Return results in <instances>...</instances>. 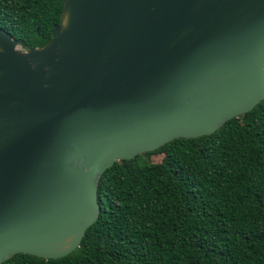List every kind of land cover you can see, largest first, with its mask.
Segmentation results:
<instances>
[{"label": "water", "instance_id": "95a60500", "mask_svg": "<svg viewBox=\"0 0 264 264\" xmlns=\"http://www.w3.org/2000/svg\"><path fill=\"white\" fill-rule=\"evenodd\" d=\"M263 99L264 0H64L30 49L0 28V264L71 254L114 163Z\"/></svg>", "mask_w": 264, "mask_h": 264}, {"label": "trees", "instance_id": "16d2710c", "mask_svg": "<svg viewBox=\"0 0 264 264\" xmlns=\"http://www.w3.org/2000/svg\"><path fill=\"white\" fill-rule=\"evenodd\" d=\"M64 0H0V28L45 45ZM162 155L159 163L142 156ZM101 211L71 254L2 264H264V99L210 136L122 160L98 182Z\"/></svg>", "mask_w": 264, "mask_h": 264}, {"label": "rangeland", "instance_id": "374dc122", "mask_svg": "<svg viewBox=\"0 0 264 264\" xmlns=\"http://www.w3.org/2000/svg\"><path fill=\"white\" fill-rule=\"evenodd\" d=\"M141 159L149 163H159L162 159V155L142 156Z\"/></svg>", "mask_w": 264, "mask_h": 264}]
</instances>
